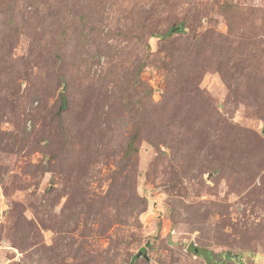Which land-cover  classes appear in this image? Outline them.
<instances>
[{
	"label": "rangeland",
	"instance_id": "obj_1",
	"mask_svg": "<svg viewBox=\"0 0 264 264\" xmlns=\"http://www.w3.org/2000/svg\"><path fill=\"white\" fill-rule=\"evenodd\" d=\"M190 244L264 264V0H0V264Z\"/></svg>",
	"mask_w": 264,
	"mask_h": 264
},
{
	"label": "trees",
	"instance_id": "obj_2",
	"mask_svg": "<svg viewBox=\"0 0 264 264\" xmlns=\"http://www.w3.org/2000/svg\"><path fill=\"white\" fill-rule=\"evenodd\" d=\"M179 28H180L179 31H187L188 30L187 27H184V26H181ZM171 31L172 30L170 29L166 34H170ZM189 250L191 252H193V254L199 255L200 257L204 258V260L207 261V264L213 263V261H212L213 255H212L210 250H208L206 248H201L199 246H195V245H192V244L189 245ZM230 257H232L233 259L237 258L235 256H230ZM235 261L237 263H239L238 260H235Z\"/></svg>",
	"mask_w": 264,
	"mask_h": 264
}]
</instances>
